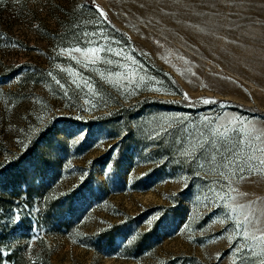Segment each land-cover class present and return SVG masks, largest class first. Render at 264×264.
Here are the masks:
<instances>
[{
	"label": "rangeland",
	"instance_id": "rangeland-1",
	"mask_svg": "<svg viewBox=\"0 0 264 264\" xmlns=\"http://www.w3.org/2000/svg\"><path fill=\"white\" fill-rule=\"evenodd\" d=\"M237 121L264 141V0H0V264H264Z\"/></svg>",
	"mask_w": 264,
	"mask_h": 264
},
{
	"label": "snow or ice",
	"instance_id": "snow-or-ice-1",
	"mask_svg": "<svg viewBox=\"0 0 264 264\" xmlns=\"http://www.w3.org/2000/svg\"><path fill=\"white\" fill-rule=\"evenodd\" d=\"M98 14L101 15L102 17L106 18V14L102 10H99ZM92 44H93V41L90 40L89 45H92ZM89 45H86L83 49L80 47H74L71 49H66L64 51L68 52L70 59L76 61V63H78V64L81 63V60L78 57L72 55V53H81L86 58L87 64L95 65L97 62H104V63L109 62L106 59V56L100 55V53H102V52L106 53L109 51L107 46H104L102 48L99 46L98 42H96L95 46H89ZM114 54L119 55V53H114ZM72 73H74L75 76L80 75L79 72H76L70 66V74H72ZM80 79H82V77H80ZM56 82L58 84L60 83V81H58V80ZM72 83L77 84L78 87L81 86L75 78H73ZM83 87L87 88V90L90 93H94V89L87 82L84 83ZM86 102L91 104V101L87 100V98H86ZM203 102L204 103H216L214 101H207V100H205ZM236 123L239 124V127L232 124L231 122H229L228 124H225V125H220L219 127H212L211 128V134L213 137H219V138L224 139V140L230 139L231 135L239 134V141H238L239 143L246 145L250 151L255 149V150L260 151L262 154H264V148H259L257 146V142H264V141H262V134L256 132L254 129L245 128L243 122L237 121ZM167 130H168L167 126H165V128L162 131L157 132V136L161 135L162 133L166 134ZM82 135L83 134H81V136ZM203 135L204 134L201 133V138H200V141H198V144L193 146L191 151H186L183 155H185L186 157H192L193 153L196 151L197 147H199V149L201 151H203V149L207 146V144L211 143V141H204ZM208 159H209V161H216L217 156L214 154H210ZM247 159H248L249 163H253V160L251 157H249ZM221 164H222V170L220 172V175L227 176L228 173L226 171H224V169L232 168L233 161L228 160L226 163L221 162ZM259 164L261 166L259 169H256L255 165H254L252 170L257 171L258 174H264V159H261L259 161ZM236 171H238L240 173L239 178L243 179L245 169L240 168V169H237ZM236 171H234L232 174L235 175ZM225 183L228 184V181L225 180ZM229 187H230V185H229ZM231 190L235 191V189H231ZM213 203L214 204L220 203V206L229 208L233 212L235 211V209L232 208V206L227 202V200H225L224 197L221 196L220 194H217V198H216V200L213 201ZM246 216H247V214H246ZM248 223H249V221L246 218L245 219V225H247ZM243 234H244L245 238H248L249 233H248L247 227H245ZM252 238H253L254 242L264 243V235L256 236L255 234H253Z\"/></svg>",
	"mask_w": 264,
	"mask_h": 264
}]
</instances>
